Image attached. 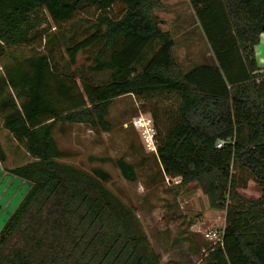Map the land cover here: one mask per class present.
I'll return each instance as SVG.
<instances>
[{"label": "trees", "instance_id": "trees-1", "mask_svg": "<svg viewBox=\"0 0 264 264\" xmlns=\"http://www.w3.org/2000/svg\"><path fill=\"white\" fill-rule=\"evenodd\" d=\"M188 1L213 61L182 71L175 40L154 13L161 0H0V56L12 46L35 47L0 72L3 127L32 157L9 170L30 187L0 231V264H161L134 209L105 187L109 173L59 162L65 152L53 136L56 122L109 131L111 102L129 94L176 104L148 110L161 169L179 183L196 181L210 206L225 210L222 244L205 263L264 264V73L255 55L264 0ZM85 9L92 31L64 41L74 66L65 74L39 49L43 12L60 26ZM115 164L125 180H136L131 163ZM249 181L258 197L240 193ZM14 235L17 247L5 252Z\"/></svg>", "mask_w": 264, "mask_h": 264}, {"label": "rangeland", "instance_id": "rangeland-1", "mask_svg": "<svg viewBox=\"0 0 264 264\" xmlns=\"http://www.w3.org/2000/svg\"><path fill=\"white\" fill-rule=\"evenodd\" d=\"M122 8L117 2L112 9L118 14ZM154 13L161 20V29L171 32L175 40L174 58L182 71L213 61L211 49L188 0H161ZM91 14L92 11L85 9L62 25L55 26L43 12L45 23L41 27L46 37L39 49L53 57L58 71L65 74L73 71L64 41H77L89 34L92 31ZM34 49L30 45L5 48L0 56V72L3 64L27 57ZM256 51L259 70L264 72L262 41L256 45ZM84 57L85 53L79 55V64ZM175 106L171 102L123 95L115 98L108 108L109 131L92 129L87 124L56 122L53 136L58 147L65 152L59 162L87 173H91L94 167L109 173L110 179L104 183L105 187L134 209L151 247L159 254L161 264H206L205 257L212 243L204 238V232L208 228L224 226L225 210L211 207L196 181L178 183L179 179L165 175L156 153L145 148L142 130L134 123L139 116L151 119L156 137L155 122L148 110L158 108L162 111L168 107L175 109ZM3 116L0 112L2 143L6 141L5 135H9L11 140L13 137L3 127ZM158 117L157 125L164 130L165 118L161 112H158ZM19 144L25 149L23 144ZM118 158L134 166L135 181L123 178L115 164ZM240 193L245 197H258L260 189L249 181ZM17 239L16 235L10 238L5 252L17 247L14 245Z\"/></svg>", "mask_w": 264, "mask_h": 264}, {"label": "crops", "instance_id": "crops-1", "mask_svg": "<svg viewBox=\"0 0 264 264\" xmlns=\"http://www.w3.org/2000/svg\"><path fill=\"white\" fill-rule=\"evenodd\" d=\"M261 41L264 43V34L260 37ZM5 137L6 141H3L4 143L0 141L2 156L0 158V231L30 187L27 180L12 174L9 170L32 160V157L12 136L13 141L9 138V135H5Z\"/></svg>", "mask_w": 264, "mask_h": 264}, {"label": "built area", "instance_id": "built-area-1", "mask_svg": "<svg viewBox=\"0 0 264 264\" xmlns=\"http://www.w3.org/2000/svg\"><path fill=\"white\" fill-rule=\"evenodd\" d=\"M264 73V72H261ZM135 125L137 127H140L142 130V136L145 141V148L149 152H155L156 153V147H157V140L155 137V130L152 125L151 119H146L145 117L139 116L135 118L134 120ZM221 146V142L217 144V147ZM177 182H180V178ZM223 230L224 226L221 228H208L204 232V238L212 243L211 247H214L218 244H222V238H223Z\"/></svg>", "mask_w": 264, "mask_h": 264}]
</instances>
